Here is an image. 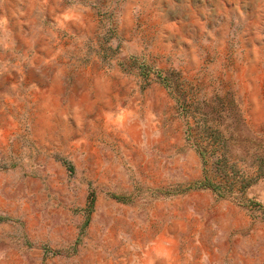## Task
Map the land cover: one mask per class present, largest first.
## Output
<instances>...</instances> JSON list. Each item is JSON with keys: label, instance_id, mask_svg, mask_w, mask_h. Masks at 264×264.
Wrapping results in <instances>:
<instances>
[{"label": "rangeland", "instance_id": "1", "mask_svg": "<svg viewBox=\"0 0 264 264\" xmlns=\"http://www.w3.org/2000/svg\"><path fill=\"white\" fill-rule=\"evenodd\" d=\"M0 264H264V0H0Z\"/></svg>", "mask_w": 264, "mask_h": 264}, {"label": "bare ground", "instance_id": "2", "mask_svg": "<svg viewBox=\"0 0 264 264\" xmlns=\"http://www.w3.org/2000/svg\"><path fill=\"white\" fill-rule=\"evenodd\" d=\"M46 119V118H45ZM45 119H43V121H46Z\"/></svg>", "mask_w": 264, "mask_h": 264}]
</instances>
